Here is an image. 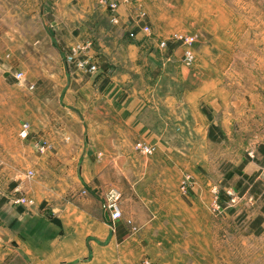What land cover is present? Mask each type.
Wrapping results in <instances>:
<instances>
[{
	"label": "rangeland",
	"instance_id": "1",
	"mask_svg": "<svg viewBox=\"0 0 264 264\" xmlns=\"http://www.w3.org/2000/svg\"><path fill=\"white\" fill-rule=\"evenodd\" d=\"M59 1L0 0V73L5 70L1 66L20 65L10 75L19 87L25 86V75L34 73L40 56L49 63L57 60L47 48L25 56L19 46L25 37L48 40L38 10L42 7V18L57 28L56 22L63 21L58 15L63 9ZM65 1L67 7L77 6L82 22L89 26L88 35L72 45L64 46L59 40L70 77L76 73L93 76L101 65L135 62L137 75L128 82L129 87L142 94H158L162 111H167L170 96L179 104L186 103V108L179 107L180 125L164 129L175 148L157 150L152 143L138 141L152 145L154 152L143 155L133 145L129 152L135 157L129 166L107 167L105 176L102 166L101 181L96 183L95 191L102 192V198L111 188L120 191L119 208H124L123 217L136 229L128 227L129 232L145 240L140 259L146 260L139 264H201L205 245L200 239L207 229L208 236L223 240L209 244L208 264H264V233L260 226H252L262 216L263 187L249 182L247 191H242L233 171L243 160L253 158L254 146L264 142V0ZM130 46L135 50L128 49ZM35 87L25 86L29 92ZM2 89L1 93L11 92ZM47 89L57 94L60 88ZM224 99L231 106L217 109ZM198 115L206 119L200 120ZM204 121L210 127L211 123L217 125L215 143L208 146L202 140ZM220 125L228 129L226 134ZM185 176L191 179L183 186ZM34 178L29 170L17 180L25 185ZM10 183L1 179L0 192H6ZM254 184L261 201L249 192V185ZM201 189L206 191L203 195ZM136 193L143 203H138ZM18 199L33 200L11 197L14 205H33L17 204ZM221 224L224 229L216 230ZM192 239L198 243L187 245ZM18 255L9 264H25ZM124 255L113 253L111 260L85 264H129L133 258Z\"/></svg>",
	"mask_w": 264,
	"mask_h": 264
},
{
	"label": "crops",
	"instance_id": "2",
	"mask_svg": "<svg viewBox=\"0 0 264 264\" xmlns=\"http://www.w3.org/2000/svg\"><path fill=\"white\" fill-rule=\"evenodd\" d=\"M59 2L63 3H60L63 9L58 10L62 11L58 15L63 21L56 22L57 28L42 18V7L38 10L39 24L48 40L25 37L19 46V52L25 56L34 52L38 55L45 48L56 56L57 60L50 63L40 56L34 73L25 75V86L36 85L34 91L19 87L10 76L20 65L1 66L5 70L0 73V180L13 183L6 192H0V264L11 263L17 254L25 264H85L111 260L113 253L133 258L127 262L132 264L144 255L145 240L129 232L128 227L132 231L136 229L123 217L126 213L123 207L121 218L113 224L109 216L105 217L103 193L96 192L101 167L104 166V176L107 167H128L135 157L129 151L138 141L152 143L157 150L175 148L174 142L164 136L168 133L164 129L180 125L179 107L186 108V103L183 100L179 104L176 97L170 96L166 101L167 111H162L158 94L151 91L142 94L135 87H129L128 82L137 75L135 62L101 65L93 76L76 73L70 77L59 40L64 46L72 45L88 35L89 26L82 22L75 4L67 7L65 0ZM129 48L135 50L134 46ZM52 68L57 70L54 75ZM3 86L11 92L1 93ZM48 86L59 87V92L50 93ZM230 106L229 100L224 99L217 109ZM22 122L29 126L26 138L19 136ZM203 123L202 140L208 146L215 143L210 141L208 133L210 129L217 130V125L211 123L210 127L207 121ZM221 128L223 133L228 132L225 126ZM253 149V158L243 160L241 168L233 171L238 174L240 185L256 183L263 187L262 192L264 142ZM29 170L35 178L23 185L17 178ZM122 178L130 181L127 174H122ZM192 184H196L195 180ZM204 192L201 189V194ZM12 196L31 198L33 205H14ZM252 196L258 200L260 194L255 192ZM135 198L143 203L138 193ZM260 227L263 234L264 220ZM223 229V224L216 227L219 231ZM209 234L207 229V235H201L200 242L204 241L205 245L201 264L209 263V244L223 241ZM192 240L193 243L186 241L187 245L198 243ZM144 260L140 259L137 264Z\"/></svg>",
	"mask_w": 264,
	"mask_h": 264
},
{
	"label": "built area",
	"instance_id": "3",
	"mask_svg": "<svg viewBox=\"0 0 264 264\" xmlns=\"http://www.w3.org/2000/svg\"><path fill=\"white\" fill-rule=\"evenodd\" d=\"M78 47L79 46H76V48H78ZM91 70H94V68H91ZM21 126L22 127H21V130L19 132V136L21 138H26L29 126L26 123H23V122L21 123ZM134 149L138 153L143 154V155H150V154H152L154 152V147L152 145H149V144H146V143H143V142L134 143ZM27 176L31 178L32 173L28 172ZM190 179L191 178L189 176H185L183 178V186L184 185L186 186L187 183L190 181ZM227 194L229 195L228 192H227ZM121 198H122V195H121L120 191H118V190H116L114 188L109 189L105 193V195L103 197L104 208H105V211L108 213L109 220H110V222L112 224L115 221L119 220L121 218V216H122L120 208H119V203H120ZM233 201H234V199H231L230 202H233ZM16 203L17 204H25L26 203V204L30 205V204H32V201L25 200V199H21V200L18 199V200H16ZM142 264H149V263L144 262Z\"/></svg>",
	"mask_w": 264,
	"mask_h": 264
},
{
	"label": "trees",
	"instance_id": "4",
	"mask_svg": "<svg viewBox=\"0 0 264 264\" xmlns=\"http://www.w3.org/2000/svg\"><path fill=\"white\" fill-rule=\"evenodd\" d=\"M208 137H209L210 140H212V141L215 140V139H214L215 137H214L213 132H212L211 129H210V131H209ZM246 160H250V158L248 157ZM240 168H241V166H240ZM246 188H248V185H247V184H243L241 190L244 191ZM249 192H250V193H255V192H257V191H256V184L251 185V187H250V189H249ZM261 197L264 198V193L261 194ZM261 213H262V216L260 215V216L256 217L255 220H254L253 223H252V226H255V227H256L257 225L260 226L261 222L263 221V215H264V203H263V205H262V207H261ZM256 233L259 234L260 231L258 230V231H256Z\"/></svg>",
	"mask_w": 264,
	"mask_h": 264
},
{
	"label": "water",
	"instance_id": "5",
	"mask_svg": "<svg viewBox=\"0 0 264 264\" xmlns=\"http://www.w3.org/2000/svg\"><path fill=\"white\" fill-rule=\"evenodd\" d=\"M105 217H106V218L108 217V213H107V212L105 213ZM107 219H108V218H107ZM2 239H3L4 241H7V239L4 238V237H3Z\"/></svg>",
	"mask_w": 264,
	"mask_h": 264
}]
</instances>
